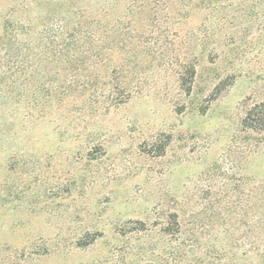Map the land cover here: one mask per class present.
<instances>
[{"label":"rangeland","instance_id":"1","mask_svg":"<svg viewBox=\"0 0 264 264\" xmlns=\"http://www.w3.org/2000/svg\"><path fill=\"white\" fill-rule=\"evenodd\" d=\"M211 1L0 0V74L68 48L77 68L49 53L26 72L132 85L117 105L99 86L39 119L0 109V264H264V131L241 125L264 99V26L238 16L252 0Z\"/></svg>","mask_w":264,"mask_h":264},{"label":"trees","instance_id":"2","mask_svg":"<svg viewBox=\"0 0 264 264\" xmlns=\"http://www.w3.org/2000/svg\"><path fill=\"white\" fill-rule=\"evenodd\" d=\"M199 4L208 7L211 0H195ZM216 1V0H215ZM214 1V2H215ZM245 1V0H243ZM247 6V5H246ZM244 13L238 16H248L256 22V28L264 26V0H252V5L247 6ZM231 19L236 18L231 15ZM212 31V30H211ZM210 32L211 35L218 34ZM234 32V31H233ZM231 33V32H230ZM48 49H41L35 54V58L26 60H6L4 67L7 70L0 74V109L3 112L22 113L26 118L39 119L48 115L53 108L60 107L69 102L78 103L82 105L93 104L99 101L95 95L97 88L103 87L105 95L103 99L106 105H117L125 102L131 95L132 85L129 78L125 76L104 77L102 82L97 78L89 76H59L47 75L46 73L39 74L38 72H26L27 69L33 67V64L39 65L35 68L45 67L40 66L41 63H49V55L47 54H61L66 59L62 62L69 68H77L80 63L82 51L75 49L56 50L54 47ZM165 54L168 56L171 50L164 48ZM215 51L213 48L211 52ZM52 52V53H51ZM169 52V53H168ZM215 53V52H214ZM74 54L76 58L73 59ZM175 72L178 77L180 86L185 90H190L191 81L195 75V61L196 55L193 51L186 53L180 50L173 54ZM174 61V62H175ZM173 62V63H174ZM10 68H14L13 73H8ZM43 69V68H42ZM19 71V72H17ZM86 88H89L93 93L90 96L85 95ZM92 96V97H91ZM98 100V101H97ZM241 125L245 130L252 132L264 131V99L255 101L254 103L245 107L244 116L241 120ZM261 181L258 192V201L260 208V218L264 221V184Z\"/></svg>","mask_w":264,"mask_h":264}]
</instances>
